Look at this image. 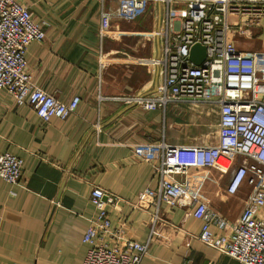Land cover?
Returning <instances> with one entry per match:
<instances>
[{
	"label": "crops",
	"instance_id": "obj_1",
	"mask_svg": "<svg viewBox=\"0 0 264 264\" xmlns=\"http://www.w3.org/2000/svg\"><path fill=\"white\" fill-rule=\"evenodd\" d=\"M20 1L46 30V38L31 41L26 50L34 84L65 101L79 95L81 102L68 118L45 122L31 105L16 103L0 88V152L24 158L19 183L0 175V262L82 264L89 248L83 238L97 214L95 185L121 197L108 207L113 224L146 241L156 206L135 203L140 191L158 184L154 167L162 162V148L151 145L216 143L219 129L217 104L145 109L113 99L152 89V62L161 45L154 30L167 5L154 1L144 10L133 0ZM186 1L171 4L186 7ZM252 32L257 36H234L240 49L264 47V21ZM208 106L215 129L207 133ZM240 160L223 153L215 166L192 165L189 174L190 191L230 222L251 190L247 181L236 192L228 189ZM166 207L141 264H241L199 238L202 221L187 208ZM213 231L224 233L216 226Z\"/></svg>",
	"mask_w": 264,
	"mask_h": 264
},
{
	"label": "built area",
	"instance_id": "obj_2",
	"mask_svg": "<svg viewBox=\"0 0 264 264\" xmlns=\"http://www.w3.org/2000/svg\"><path fill=\"white\" fill-rule=\"evenodd\" d=\"M167 5L165 15L154 30L161 39L158 56L153 59L154 83L150 91L116 96L113 99L145 109L166 107L170 103H208L219 106L216 143L172 144L162 148V162L155 165L158 184L139 192L135 206H156L152 230L146 241L130 235L125 225H114L109 206L121 197L95 185L91 200L97 214L90 219L83 240L89 248L82 264H141L148 253L162 204L165 210L185 207L202 221L199 238L217 251L241 264H264V68L261 52L240 49L237 34H250L262 25L264 0H187L186 7H176L172 0H133L146 10L151 2ZM46 30L28 6L20 0H0V88L10 91L16 103L31 105L45 122L53 116L66 119L81 102L75 95L65 101L33 82L26 50L33 40H44ZM201 42L207 57L201 64L190 60L191 47ZM223 153L241 160L228 182L231 192L245 181L250 194L240 216L230 222L211 204L189 189L191 166L213 167ZM24 158L12 151L0 152V175L19 183ZM213 226L224 230L217 234ZM0 264H5L1 263Z\"/></svg>",
	"mask_w": 264,
	"mask_h": 264
},
{
	"label": "water",
	"instance_id": "obj_3",
	"mask_svg": "<svg viewBox=\"0 0 264 264\" xmlns=\"http://www.w3.org/2000/svg\"><path fill=\"white\" fill-rule=\"evenodd\" d=\"M207 57V48L204 44L201 42H196L192 47L190 51L189 58L192 60L195 64H201Z\"/></svg>",
	"mask_w": 264,
	"mask_h": 264
},
{
	"label": "rangeland",
	"instance_id": "obj_4",
	"mask_svg": "<svg viewBox=\"0 0 264 264\" xmlns=\"http://www.w3.org/2000/svg\"><path fill=\"white\" fill-rule=\"evenodd\" d=\"M263 21H264V19H263ZM255 36L256 35V33L255 32H251L250 34H245V36ZM236 36H240V37H244V36H242L241 34H237ZM257 36V35H256ZM263 41H264V36H263V39H262ZM255 50H258V51H260L262 54L260 55L261 56V61H260V67L261 68H264V47H256L255 48ZM195 107H196V109H198L197 107H199V105H194ZM207 113H208V129H207V133L208 132H210L211 131V129L212 130H214L215 128H213V125H212V123H211V110H210V108H209V106H208V108H207ZM193 121V122H192ZM191 122L192 123H194V120H191ZM182 130L183 129H180V131L182 132ZM192 132V131H191ZM218 132V131H217Z\"/></svg>",
	"mask_w": 264,
	"mask_h": 264
}]
</instances>
